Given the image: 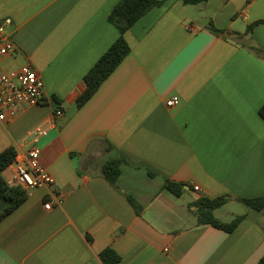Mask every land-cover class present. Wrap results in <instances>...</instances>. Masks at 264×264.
I'll return each mask as SVG.
<instances>
[{"label":"crops","instance_id":"crops-1","mask_svg":"<svg viewBox=\"0 0 264 264\" xmlns=\"http://www.w3.org/2000/svg\"><path fill=\"white\" fill-rule=\"evenodd\" d=\"M118 1L0 0L15 44L0 70L30 63L47 98L0 120V151L15 149L2 175L13 183L14 162L36 146L53 177L0 219V264H104L105 248L115 264H258L264 206L239 198L264 196V0H161L124 32L129 53L76 106L84 73L118 36L108 21ZM172 96L179 102L166 105ZM36 126L47 134L34 139ZM114 157L112 186L102 164ZM166 180L185 183L182 193ZM194 184L199 196H227L222 206L245 205L232 231L197 224ZM51 190L62 203L46 209Z\"/></svg>","mask_w":264,"mask_h":264},{"label":"trees","instance_id":"trees-1","mask_svg":"<svg viewBox=\"0 0 264 264\" xmlns=\"http://www.w3.org/2000/svg\"><path fill=\"white\" fill-rule=\"evenodd\" d=\"M186 2H198L202 0H184ZM161 3V0H119L109 11L108 21L118 30V36L108 48L95 60L82 78L83 88L76 98V106H81L99 87L100 83L114 70L125 55L130 51V46L124 38V32L144 13ZM206 27L215 34L222 33L211 21ZM252 25H248L245 33L250 31ZM243 35V33H237ZM261 51V50H260ZM262 52V51H261ZM259 114L264 118V104L259 108ZM15 157V149L8 146L0 151V219L15 209L27 197V191L18 184L9 183L2 175V170L10 164ZM122 159L119 157L110 158L102 164L104 178L112 186L120 173ZM185 183L166 180L163 187L170 193L178 196L184 190ZM129 202L136 211L139 210L136 202L127 196ZM224 195L207 197L204 195L195 199L190 206L193 210L197 224H209L227 232L232 231L243 218V214H237L230 220L224 221L217 217L214 210L221 207L228 201ZM249 208L261 210L264 206V196L251 198H239ZM104 264H115L120 256L111 248H105L99 253ZM92 264V263H90ZM258 264H264V255L259 259Z\"/></svg>","mask_w":264,"mask_h":264},{"label":"built area","instance_id":"built-area-1","mask_svg":"<svg viewBox=\"0 0 264 264\" xmlns=\"http://www.w3.org/2000/svg\"><path fill=\"white\" fill-rule=\"evenodd\" d=\"M10 18L0 20V58L14 52L15 44L11 39L7 27ZM47 102L44 85L38 71L25 63L17 68L0 70V120L9 121L22 105H36ZM179 102L177 96L166 100V105L174 106ZM55 116H61L60 108L54 109ZM47 134L42 126H36L31 131L34 139ZM13 183L22 186L26 191L31 188L51 186L53 177L40 163V151L36 146H30L25 152L24 161L14 162ZM192 189L200 192L201 188L194 184ZM62 198L54 190L50 191V199L44 202V208L49 209L54 204L60 205Z\"/></svg>","mask_w":264,"mask_h":264},{"label":"rangeland","instance_id":"rangeland-1","mask_svg":"<svg viewBox=\"0 0 264 264\" xmlns=\"http://www.w3.org/2000/svg\"><path fill=\"white\" fill-rule=\"evenodd\" d=\"M245 205L241 202L234 203L233 205L229 206H222L221 208H218L215 210V215L221 219H224L225 221L230 220V217L232 214L227 213V211H232L234 213H241L245 209Z\"/></svg>","mask_w":264,"mask_h":264},{"label":"water","instance_id":"water-1","mask_svg":"<svg viewBox=\"0 0 264 264\" xmlns=\"http://www.w3.org/2000/svg\"><path fill=\"white\" fill-rule=\"evenodd\" d=\"M185 188L188 189L187 186H185ZM188 191L190 192V194H191L194 198H198L199 195H200L198 192H196V191H194V190H192V189H188Z\"/></svg>","mask_w":264,"mask_h":264}]
</instances>
